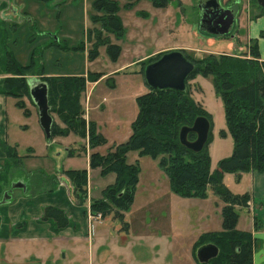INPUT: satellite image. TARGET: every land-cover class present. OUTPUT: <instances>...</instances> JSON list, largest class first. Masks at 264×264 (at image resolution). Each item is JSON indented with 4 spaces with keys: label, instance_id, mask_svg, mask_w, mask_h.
<instances>
[{
    "label": "rangeland",
    "instance_id": "1",
    "mask_svg": "<svg viewBox=\"0 0 264 264\" xmlns=\"http://www.w3.org/2000/svg\"><path fill=\"white\" fill-rule=\"evenodd\" d=\"M116 1L123 27L113 32L94 20L95 14H103L95 9V0H0V34L7 33V48L18 63L40 66L41 74L29 76V80L84 76L86 86L80 93L84 117L105 140L93 147L88 133L86 137L74 131L62 133L65 124L55 112L51 114L56 135L53 130L49 140L30 98H24L25 108H21L16 98L8 96L4 134L12 152L18 151L24 162L12 155L6 167L0 166V200L13 181L21 180L27 187L13 189L10 198L0 204V235L12 236L26 221L22 232L30 237L40 235L37 254L42 261L33 264H200L197 249L209 239L217 241L212 236L204 239V235L222 229V203L212 188L205 197L180 194L172 189L160 163L164 155L152 156L132 148L126 160L137 162L139 172L131 203L124 208L111 206L107 208L110 211L99 212L100 218L91 219L89 214H98L92 206L103 200L105 189L116 182L117 174L92 166L89 156L94 151H114L130 138L138 114L137 99L149 90L143 71L148 63L176 49L194 62L209 51H245L251 56L245 17L247 13L252 18L264 15V8L257 0H246L247 4L241 3V8L248 5L249 10L240 13L243 25H239L234 11L231 30L225 35H211L199 29L201 0H170L166 6H156L151 0H133L130 4L128 0ZM233 34L235 38H231ZM107 39L120 47L116 58L104 42ZM93 50L97 54L91 58ZM36 67L33 73L39 72ZM188 82L190 95L211 112L207 141L211 168L216 169L218 160L230 155L234 145L229 131L220 133L227 128L224 103L215 91L212 74L197 72ZM66 170L87 171L86 186L75 189L77 196L84 194L82 203L71 196ZM49 204L63 209L70 218V224L58 232L51 220L40 217ZM238 225L245 229L249 221L242 215ZM3 252L0 244V264L8 263Z\"/></svg>",
    "mask_w": 264,
    "mask_h": 264
},
{
    "label": "trees",
    "instance_id": "2",
    "mask_svg": "<svg viewBox=\"0 0 264 264\" xmlns=\"http://www.w3.org/2000/svg\"><path fill=\"white\" fill-rule=\"evenodd\" d=\"M128 4L133 0H128ZM170 0H151L156 6H166ZM95 9L103 11L102 15L93 16L95 21H101L104 29L117 32L122 29V21L118 15L119 4L116 0H95ZM264 37V31L260 34ZM3 37L5 43H3ZM8 35L0 34V92L7 96H13L17 105L25 108L24 98H30L29 76L40 75L39 67L31 64H20L7 48ZM55 41V40H54ZM112 57L116 58L120 47L116 43L104 40ZM55 43V42H52ZM251 56L247 52L225 54L209 53L198 58L199 66L195 65L189 79H194L197 72L212 74L216 93L224 103L227 129H221V135L229 131L234 140L233 152L230 156L218 161L216 169H211V156L208 141L204 147L195 151L189 149L180 141V131L184 126H192L199 116L206 117L212 122L211 114L190 95V84L184 91L170 88L149 90L139 96L138 114L133 123V131L130 138L117 145L114 151L110 148L106 154L92 152L89 156L92 166H100L103 171L116 172L117 178L113 185H109L104 191L103 200L97 201L92 206L94 213L108 210L109 207H127L133 198L134 187L138 179L139 165L136 162L128 163L126 153L129 149H139L152 156L168 155L160 157V163L165 168L171 187L183 195L205 197L208 188L218 195L223 201L222 207L223 229L204 235V239L212 236L213 241L219 247V255L212 259L211 264H252V239L251 233L236 229L238 216L237 205L246 204L248 194H236L223 183L224 172L249 171L251 168L264 169V61L260 60L256 40H252ZM97 54L96 50L90 53V57ZM159 58V57H158ZM38 73H33L34 68ZM200 69V71H199ZM144 71V70H143ZM94 75V74H93ZM0 76V77H1ZM89 76V75H87ZM47 78V79H46ZM89 80H98L88 77ZM48 83V99L51 112H55L65 124L62 133L74 131L80 137H88L92 146L103 143L104 137L98 133L94 123H87L84 117V108L80 102V93L86 86L84 76L57 75L42 77ZM147 83V82H146ZM148 85V84H147ZM35 105V103L32 101ZM36 106V105H35ZM56 123L52 126V137ZM189 141L197 139L195 131L187 134ZM5 153L0 158V166L6 167L14 156L19 162H23L24 156L17 151L12 152L11 145L5 141L0 143ZM13 155V156H12ZM66 175L71 180V196L77 203H82L84 194L77 196L75 189L79 185L86 186V170H66ZM5 178V173H2ZM106 211V212H107ZM41 219L51 220L56 229L65 228L70 224L66 212L54 205H46L43 208ZM258 223L255 221V226ZM25 225L23 221L18 228ZM3 236V235H0ZM6 237V236H5ZM206 241V240H204Z\"/></svg>",
    "mask_w": 264,
    "mask_h": 264
},
{
    "label": "crops",
    "instance_id": "3",
    "mask_svg": "<svg viewBox=\"0 0 264 264\" xmlns=\"http://www.w3.org/2000/svg\"><path fill=\"white\" fill-rule=\"evenodd\" d=\"M201 1L198 3V6L201 3ZM218 1L222 6L231 8L233 9V12L234 11L237 12L236 14H237L238 23L239 25L242 26L243 21H242V18H240L241 17L240 13L243 12L244 7L241 8V5L247 4V1L246 0H218ZM247 8H248V5L245 6L244 10H247ZM200 16H201V10L199 11L198 16H197L199 20H200ZM245 18L247 21L246 25H244L246 28L245 32L247 34V40L248 42H251L252 40L257 41L258 52L260 54V60L264 61V37L260 35L261 32L264 31V15L257 14V17L255 16L256 18L255 19V18H252L251 16L249 17V14L247 13ZM194 20L197 21L198 19H194ZM198 25H199V22H198ZM231 38H235L234 34L233 36H231ZM233 44L235 48V42ZM7 98H8L7 95H4L3 93L0 92V143L3 141L7 143V140H6L7 135L5 136L4 134V129H5V126L7 125L6 121H7V114H8L7 107H6ZM208 112L211 114L210 111ZM222 129H227V128H222ZM233 143H234V140H233ZM233 148H234V145H233ZM230 155L223 156L220 159L230 156ZM4 157H5V153L2 150L1 145H0V158H4ZM233 176H234V179L232 178ZM222 178L224 180L223 183L232 192L236 194H248L249 196L246 204L236 206V209L238 210V216H237L235 228L241 231H247L251 233V239H252L251 262L252 264H264V169L258 170L253 167L249 171L224 172ZM227 179H228V182H227ZM230 181H233L234 183L230 185L231 184L229 183ZM63 185H66V184L64 183ZM219 200L221 201L222 207H223L224 206L223 201L220 198ZM14 202L9 204L8 214L10 217H11V211H12ZM242 215H244L247 218V221H249V225L245 229L244 228L242 229V227L240 228L238 225L239 220L242 217ZM255 221L258 223L256 226H255ZM25 224H26V221H25ZM222 224H223V217H222ZM24 226L25 225H23L21 228L14 229L13 234L10 237H5V235H3L2 237L0 236V244L3 247V251H4L3 259H5L8 262V263L2 262L3 264H33V262L42 261L41 255L37 254L40 235L34 234L31 237L26 236V234L22 232L24 229ZM51 226L54 229H56L53 222L51 223ZM222 229H223V226H222ZM58 231L59 230L56 229V232ZM84 240L87 241L88 238ZM208 243L215 244L213 241H208ZM196 253L197 252H195V255ZM196 258H197V255H196ZM211 261L212 259L207 264H211ZM200 264H205V263L200 262Z\"/></svg>",
    "mask_w": 264,
    "mask_h": 264
},
{
    "label": "water",
    "instance_id": "4",
    "mask_svg": "<svg viewBox=\"0 0 264 264\" xmlns=\"http://www.w3.org/2000/svg\"><path fill=\"white\" fill-rule=\"evenodd\" d=\"M257 3L264 8V0H257ZM201 16L199 29L211 35H225L233 27L235 16L231 8L222 6L218 0H204L199 4ZM233 36V35H231ZM195 68L194 63L181 51L171 50L163 53L156 60L148 63L144 68V75L149 87L153 89L170 88L184 91L187 81ZM30 95L35 103L40 125L50 140L52 138L53 115L48 99V83L42 79L33 78L29 80ZM211 123L204 117L199 116L194 120L192 126H184L180 131V141L189 149L199 151L206 144ZM197 133V139L189 141L187 134L189 131ZM27 184L21 180L13 181L10 187L3 192L0 204H4L11 196V191L15 188L25 190ZM219 253V248L213 243L201 245L197 249V259L201 263H209Z\"/></svg>",
    "mask_w": 264,
    "mask_h": 264
},
{
    "label": "built area",
    "instance_id": "5",
    "mask_svg": "<svg viewBox=\"0 0 264 264\" xmlns=\"http://www.w3.org/2000/svg\"><path fill=\"white\" fill-rule=\"evenodd\" d=\"M89 215H90V218H91V219H94V218H97V219H98V218L101 217V213H99V212H98V214H97L96 216H94V217H93L91 214H89Z\"/></svg>",
    "mask_w": 264,
    "mask_h": 264
}]
</instances>
